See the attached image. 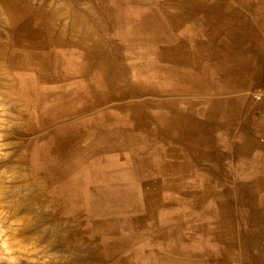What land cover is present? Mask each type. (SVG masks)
I'll return each mask as SVG.
<instances>
[{
    "label": "crops",
    "instance_id": "obj_1",
    "mask_svg": "<svg viewBox=\"0 0 264 264\" xmlns=\"http://www.w3.org/2000/svg\"><path fill=\"white\" fill-rule=\"evenodd\" d=\"M151 1L161 4L157 15L166 30L172 32L174 40L146 42L145 46L151 51L144 54L142 47L136 53L122 48L119 40L106 39L111 45H120L127 64L156 61L153 68L142 72L143 77H140L159 94L156 100L145 97L153 102L146 107L153 117L149 122L143 126L132 122L119 126L113 116L116 111L122 113L110 100L116 91L108 87L110 80H97L96 69L86 74L76 70L82 62L81 55L75 60V67L63 66L59 73L44 77V92L46 84L49 85L50 101L44 106L59 108L76 101V106L85 109L65 115L58 123L79 124L83 132L79 146L87 151L84 167L96 162L94 165L99 171L93 177V187L100 193L106 191L110 197L117 190L128 196L135 193L131 199L126 198L128 201H111L122 210L110 215V220L120 223L118 233L112 238H135L119 251V257L127 259L121 264H141L146 254L194 259L198 264L211 260V264H218L215 253L227 251L216 240L217 236L225 234L221 222L236 223L242 239L245 232L239 229L240 222H255L249 230L251 242L244 240L247 245L257 241L259 228L264 229L261 224L264 223V100L257 103L251 98L253 93L264 95V2ZM95 2L98 10L88 11L97 16L91 28L106 34V38L115 37L118 26L113 21L118 14L112 2L109 1L107 7L100 5L101 0ZM99 32L97 34H101ZM132 76L136 79L134 73L130 75L134 80ZM117 83L122 87L119 80ZM102 99L104 102L98 104ZM175 112L182 117L169 121L154 117ZM115 127L125 129L134 139L130 140L128 148H115L110 135ZM129 148L136 149L139 155L130 153ZM131 169L136 170L135 175H129ZM245 171L252 177L244 180ZM119 175L126 179L117 180ZM175 193L182 197H175ZM146 194H155L160 199V205L151 216L147 211ZM219 202L226 209L224 215L217 214ZM113 208L111 206V211H119ZM180 212L189 214L179 215ZM82 215L89 219L86 212ZM183 217L193 222L191 240L185 241ZM160 229L167 232L162 237ZM171 232L186 246L178 251L165 248L164 244H175L173 235L168 234ZM139 249L142 254L136 257ZM241 250L236 248L233 254ZM261 250V246H248L246 260L233 257L231 264H261L253 257L264 252ZM126 252L129 254L125 256ZM248 254L253 258H248Z\"/></svg>",
    "mask_w": 264,
    "mask_h": 264
},
{
    "label": "bare ground",
    "instance_id": "obj_2",
    "mask_svg": "<svg viewBox=\"0 0 264 264\" xmlns=\"http://www.w3.org/2000/svg\"><path fill=\"white\" fill-rule=\"evenodd\" d=\"M95 1L0 0V117L5 114L7 116L6 119L0 118V138L5 140V148L12 150L4 149L7 152L4 155L0 153V168L8 172L12 170L15 174L12 182L10 177L8 179L11 184L7 182L9 185H6L1 174L4 170L0 171V226L4 233L2 246L8 252L5 259L0 256L3 258H0V264H49L45 254L36 255L33 253L36 248L29 244L36 240L40 244L35 245L41 247L43 243L47 246L56 238L61 241V251L73 256L67 264H121L127 259L120 258L119 251L128 241L135 239L132 236L112 239V235L118 233L120 223L110 220L111 214L122 211L111 201L117 199L125 202L126 198L134 197L135 193L128 196L117 190L110 197L106 191H96L92 183L99 171L95 168L96 162L84 167L87 151L79 146L83 133L79 124L58 123L65 115H73L85 109L76 106V101L62 104L59 108L45 107L49 101V85L46 84L47 91L44 92L42 81L53 72L57 74L62 71L63 66L75 67V60L81 55L83 59L76 70L86 74L96 69L97 80H110L108 87L116 91L110 100L122 113L116 111V116H113L117 124L128 126L126 123L132 122L143 126L153 118L146 108L153 102L145 97L156 100L159 94L155 93L154 86L140 80V77H143L142 72L145 70H151L156 61L127 64L121 55L120 45H111L107 40H119L122 48H130L136 53L142 47L145 50L142 53L146 54L151 51L149 46H145L146 42L155 43L162 39L172 41L175 37L166 30L163 20L157 15L161 4L151 0H101L100 5L103 7H107L109 1L112 2L118 14L113 22L118 27L113 38H106V34L99 31L101 34H97L91 28L97 16L88 13L98 10ZM262 10L264 12V8ZM137 19L141 24L135 23ZM96 21L99 22L98 19ZM165 35H168L167 38ZM133 73L136 75V79L132 76L134 80L130 77ZM118 80L122 87L117 83ZM102 102L103 99L97 101L98 104ZM154 117L160 121H169L180 119L182 114L175 112L168 116L161 113ZM3 126L7 127L6 131ZM110 135L115 148H128L130 140H134L121 127H115ZM129 149L133 155H139L136 149ZM129 171H132L129 175L136 173L135 169ZM116 179L125 180L126 176L124 178L119 175ZM47 191L50 197L46 195ZM149 194H146L149 200L147 211L151 216L155 214L157 205H160V199L155 194ZM111 206L119 208V211H111ZM217 207V214L224 215V206L219 202ZM83 212L89 217L88 228L84 231L87 237L76 235L77 226L70 219L52 220L55 214L76 218ZM221 224L225 234L217 236L216 240L227 251L219 252L216 249V263L231 264L233 257L244 262L248 246H261L264 249V229L259 228L260 234L253 236L257 241L247 245L238 234L236 223ZM159 232L161 237L167 233L161 229ZM168 234L173 235L174 232ZM50 235L52 240L49 239ZM172 237L175 244H164L165 248L178 251L186 246L181 238ZM261 238V242L258 241ZM99 239L101 244H95ZM236 248L243 250L233 254ZM140 254L142 249H139L136 257ZM253 257L257 263L264 264V252ZM253 257L248 254V258ZM130 260L133 261L132 258ZM154 261L162 264H198L194 259L181 260L157 254H146L140 262L144 264ZM211 263V260L206 262Z\"/></svg>",
    "mask_w": 264,
    "mask_h": 264
},
{
    "label": "rangeland",
    "instance_id": "obj_3",
    "mask_svg": "<svg viewBox=\"0 0 264 264\" xmlns=\"http://www.w3.org/2000/svg\"><path fill=\"white\" fill-rule=\"evenodd\" d=\"M262 82H263V84H264V77H263V79H262ZM251 98H252V100L254 101V102H262L263 100H264V95L262 96V98L261 99H257L256 97H255V95H254V93L253 94H251ZM5 117V119L7 118V116H6V114L5 115H3V117L1 116L0 118L2 119V118H4ZM5 127V128H4ZM3 128V130H5L7 127L6 126H3L2 127ZM2 128H1V130H2ZM8 129H10V128H8ZM6 131V130H5ZM6 146H5V140H3V138H0V148H1V150H0V153H3V155L7 152V151H12V150H10V149H8L7 150V148H5ZM4 149H6V150H4ZM1 158V157H0ZM2 170H4L1 174H2V177H3V181L4 182H6L5 184L6 185H9V184H11V183H9L10 181L12 182L13 181V178H14V176H15V174H14V171H12V170H9V172H8V170L6 171L4 168H0V171H2ZM5 172V173H4ZM4 174V175H3ZM7 174V175H6ZM13 175V176H12ZM248 175V176H247ZM9 177H10V179H9ZM249 177H252V175L250 174H247V172L245 171L244 172V175H243V179L244 180H246V178H249ZM7 181H6V180ZM8 179L10 180V181H8ZM9 184H8V183ZM48 197H50V195H49V191H47V194H46ZM174 196L175 197H180L181 195H179L178 193H175L174 194ZM182 197V196H181ZM81 218H84L83 220H81ZM61 219H65V220H69V221H71L72 223H74V225H76L77 226V230H76V235L77 236H79V237H82V236H84V237H87V233L86 232H84L87 228H88V219H87V217H86V215H82V213L79 215V216H77L76 218H70V217H68V216H66L65 214H55V216H52V220L53 221H58V220H61ZM51 221V220H50ZM52 221V222H53ZM182 221H185L186 222V224H185V227L183 228V230H185L186 231V233H185V241L186 240H191V238L192 237H190V235H191V233H192V229H191V224H193V222H187V220L185 219V217H183V220ZM198 222V221H197ZM0 223H1V221H0ZM261 224H264V223H261ZM2 225V224H1ZM78 225H80L79 226V229H78ZM253 225H255V222H252V221H243V222H240V224H239V229H241L242 231H244L245 233V237H243V240H246L247 242H251V240H252V238H251V235H250V233H249V230L252 228V226ZM57 227H58V230H59V226L57 225ZM0 229H1V231H0V244H1V247H0V256H2V257H4V259H5V256H8L7 254H8V252H6V250L4 249V247L2 246V239H3V236H4V233H2V228H1V226H0ZM57 233H58V231H57ZM248 235H247V234ZM182 234V233H181ZM184 234V233H183ZM49 239L50 240H52L53 239V237L50 235L49 236ZM113 239V238H112ZM262 240V239H261ZM101 240L99 239L98 241H95V244H101ZM149 242H151V240L149 241ZM38 244L39 243V241H37V243H36V240H34L33 241V243H31V244H29V246L30 247H34V249L36 248V250H34V251H36V252H33V253H35L36 255H38L39 253H44L45 254V259H46V262L47 263H51V264H67V262L73 257L72 256V254H70V253H68V252H66V251H64V252H62L61 251V241H59V239H57L56 238V240H53V242H51L49 245H45V244H43L42 243V245H41V247L39 246V245H35V244ZM40 244V243H39ZM33 245H35V246H37V247H35V246H33ZM39 247V248H38ZM51 248V249H50ZM4 249V250H3ZM44 252H43V251ZM198 253H200L201 251L200 250H198L197 251ZM4 256H3V255ZM6 254V255H5ZM129 254V252L127 253H125L124 255L126 256V255H128ZM123 255V254H122ZM2 257H0L1 258V260L3 259ZM54 257V258H53ZM50 258V259H49ZM36 261L38 262V259L36 258ZM35 261V262H36ZM51 261V262H50ZM54 262H56V263H54ZM63 262V263H62ZM3 264H4V262H3ZM5 264H8V263H6L5 262ZM127 264H137V263H127ZM236 264H239V263H236Z\"/></svg>",
    "mask_w": 264,
    "mask_h": 264
},
{
    "label": "built area",
    "instance_id": "obj_4",
    "mask_svg": "<svg viewBox=\"0 0 264 264\" xmlns=\"http://www.w3.org/2000/svg\"><path fill=\"white\" fill-rule=\"evenodd\" d=\"M262 96H263V94H261V93H257V94L255 95V97H256L257 99H261Z\"/></svg>",
    "mask_w": 264,
    "mask_h": 264
}]
</instances>
